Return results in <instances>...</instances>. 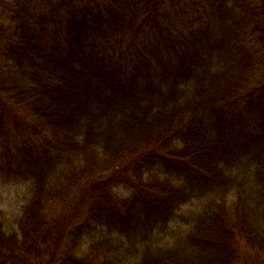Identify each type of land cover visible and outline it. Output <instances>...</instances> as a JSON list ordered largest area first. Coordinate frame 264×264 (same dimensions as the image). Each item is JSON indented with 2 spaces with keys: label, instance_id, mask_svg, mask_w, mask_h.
Masks as SVG:
<instances>
[{
  "label": "trees",
  "instance_id": "1",
  "mask_svg": "<svg viewBox=\"0 0 264 264\" xmlns=\"http://www.w3.org/2000/svg\"><path fill=\"white\" fill-rule=\"evenodd\" d=\"M0 181V264L264 255V0H0Z\"/></svg>",
  "mask_w": 264,
  "mask_h": 264
},
{
  "label": "rangeland",
  "instance_id": "2",
  "mask_svg": "<svg viewBox=\"0 0 264 264\" xmlns=\"http://www.w3.org/2000/svg\"><path fill=\"white\" fill-rule=\"evenodd\" d=\"M118 194L126 193L128 188L119 186L115 188ZM25 186L22 184H4L0 181V207L8 219L14 218L21 204L24 203ZM74 201V202H73ZM67 206L54 208L51 216V225L46 232V240L40 247L39 253L27 264H55L56 260L61 256L64 249V242L59 235L63 229L74 227L82 222L85 212L78 210L79 203L83 204V193ZM87 203V201H86ZM242 250L236 251L237 260L235 264H264V255L256 254L250 250L241 247Z\"/></svg>",
  "mask_w": 264,
  "mask_h": 264
}]
</instances>
